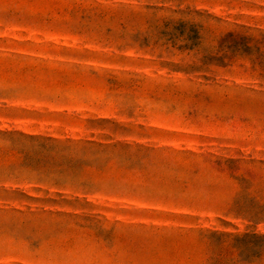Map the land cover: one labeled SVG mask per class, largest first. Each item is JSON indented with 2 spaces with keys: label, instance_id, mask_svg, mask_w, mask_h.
<instances>
[{
  "label": "rangeland",
  "instance_id": "obj_1",
  "mask_svg": "<svg viewBox=\"0 0 264 264\" xmlns=\"http://www.w3.org/2000/svg\"><path fill=\"white\" fill-rule=\"evenodd\" d=\"M262 236L264 0H0V264H264Z\"/></svg>",
  "mask_w": 264,
  "mask_h": 264
},
{
  "label": "trees",
  "instance_id": "obj_2",
  "mask_svg": "<svg viewBox=\"0 0 264 264\" xmlns=\"http://www.w3.org/2000/svg\"><path fill=\"white\" fill-rule=\"evenodd\" d=\"M197 39H199V37H197ZM187 48V47H186ZM261 240L264 242V236L261 237Z\"/></svg>",
  "mask_w": 264,
  "mask_h": 264
}]
</instances>
